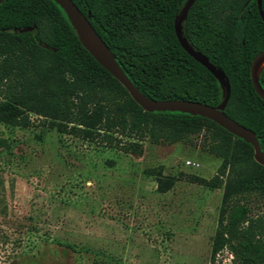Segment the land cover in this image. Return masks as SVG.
<instances>
[{
  "label": "trees",
  "instance_id": "obj_1",
  "mask_svg": "<svg viewBox=\"0 0 264 264\" xmlns=\"http://www.w3.org/2000/svg\"><path fill=\"white\" fill-rule=\"evenodd\" d=\"M185 0H73L108 44L133 83L149 97L184 98L211 105L222 88L206 66L180 44L174 18ZM264 11V0H261ZM192 46L221 67L230 83L224 112L252 129L264 151V99L255 91L250 62L264 48L257 0H194L182 21ZM31 26L30 30L20 31ZM259 82L264 88V65ZM31 115L47 128L123 152L145 141L196 145L220 158L215 174L193 179L222 187L210 264L227 249L234 264H264V165L253 146L214 120L179 110H145L82 45L54 0L0 2V124L27 127ZM196 140V141H195ZM6 139L0 137V147ZM174 178L157 176V190ZM19 257L22 236L1 233ZM66 246L71 247L69 244ZM91 264H111L93 260Z\"/></svg>",
  "mask_w": 264,
  "mask_h": 264
},
{
  "label": "rangeland",
  "instance_id": "obj_2",
  "mask_svg": "<svg viewBox=\"0 0 264 264\" xmlns=\"http://www.w3.org/2000/svg\"><path fill=\"white\" fill-rule=\"evenodd\" d=\"M31 121L0 124V264L13 246L3 232L23 238L13 264H210L223 189L192 177L210 178L220 164L202 136L123 152ZM159 175L174 178L166 191ZM214 264H234L232 255L222 249Z\"/></svg>",
  "mask_w": 264,
  "mask_h": 264
},
{
  "label": "water",
  "instance_id": "obj_3",
  "mask_svg": "<svg viewBox=\"0 0 264 264\" xmlns=\"http://www.w3.org/2000/svg\"><path fill=\"white\" fill-rule=\"evenodd\" d=\"M2 0H0L1 2ZM65 11L71 25L75 29L82 45L92 54V56L104 66L122 85L127 89L131 97L145 110H179L191 114H199L208 117L233 134L240 136L250 142L253 146V157L260 164L264 165V151L256 133L239 123L234 118L224 112V107L230 95V83L223 69L214 64L204 53L194 48L183 32L182 21L185 19L189 7L194 0H185L179 12L174 18V29L181 46L197 61L202 63L217 78L222 88V99L216 105H211L202 101L184 99V98H167L156 99L147 96L133 83L119 62L116 60L114 53L96 31L89 20V13L84 14L73 0H54ZM258 10L261 18L264 20V11L261 6V0H257ZM32 27H22L19 30H30ZM264 65V48L259 50L250 62V77L255 91L264 99V88L259 82L260 69Z\"/></svg>",
  "mask_w": 264,
  "mask_h": 264
},
{
  "label": "built area",
  "instance_id": "obj_4",
  "mask_svg": "<svg viewBox=\"0 0 264 264\" xmlns=\"http://www.w3.org/2000/svg\"><path fill=\"white\" fill-rule=\"evenodd\" d=\"M187 163H191V164H194V162L190 161V160H187Z\"/></svg>",
  "mask_w": 264,
  "mask_h": 264
}]
</instances>
